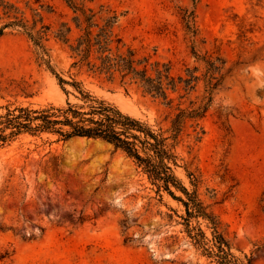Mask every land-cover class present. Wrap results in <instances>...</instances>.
Returning <instances> with one entry per match:
<instances>
[{
    "label": "rangeland",
    "instance_id": "1",
    "mask_svg": "<svg viewBox=\"0 0 264 264\" xmlns=\"http://www.w3.org/2000/svg\"><path fill=\"white\" fill-rule=\"evenodd\" d=\"M11 1L32 21L25 0ZM42 2L51 6L43 12L51 26L44 58L54 72L25 34L7 30L0 37V115L6 107L80 103L71 86H65L69 95L63 91L57 74L163 130L178 107L206 103L202 83L182 90L183 99L172 94L168 106L140 83L73 67L75 55L56 35L63 23L74 28L76 15L65 0ZM75 2L92 9L100 25L115 13L114 31L123 43L141 58L170 63L175 77L196 67L203 74L193 50L201 56L219 51L233 69L200 121L201 141L188 122L177 175L189 188L186 171L197 179L200 198L236 257L264 264V0ZM77 36L74 28L72 39ZM183 215L180 203L164 193L161 198L133 161L106 142L25 134L0 148V264H216L190 244Z\"/></svg>",
    "mask_w": 264,
    "mask_h": 264
},
{
    "label": "trees",
    "instance_id": "2",
    "mask_svg": "<svg viewBox=\"0 0 264 264\" xmlns=\"http://www.w3.org/2000/svg\"><path fill=\"white\" fill-rule=\"evenodd\" d=\"M65 2L76 15L73 22L78 36L72 39L74 28L68 23L61 25L56 36L57 40L69 45L75 55L77 61L73 67H86L88 72L106 75L109 79L120 75L122 80L140 83L146 93L162 99L168 106L174 102L172 94H180L179 98L183 99L182 90L192 92L202 83L206 103L197 108L178 107L170 127L163 130L124 113L87 90L82 81H66L57 74L63 91L69 95L65 86H71L80 103L67 102L64 107L39 110L6 107L5 113L0 115V148L11 145L25 134L37 137L53 134L60 141L77 137L106 142L133 161L161 198L164 193L184 207V215L181 216L184 232L197 251L216 264H251L250 259L243 263L233 253L221 230V222L201 200L194 175L186 171L190 188L177 175V169L182 167L177 149L184 141L188 122H192L196 141H201L204 131L200 121L215 95L224 88L226 78L233 69L227 67V61L219 51L201 56L193 50L195 58L204 65L203 74L197 75L199 68L196 67L187 69L186 77H175L170 63L153 62L150 57L141 58L137 51L123 43L114 31L118 22L115 13L103 19L104 24L100 25L92 9L78 5L75 0ZM25 8L31 12L32 21L17 3L0 0V37L7 30L22 32L41 49L44 64L54 72L50 61L44 58L47 56L45 42L51 35V26L45 23L43 12H51V6H45L42 0H25ZM190 18H186L187 28L195 36Z\"/></svg>",
    "mask_w": 264,
    "mask_h": 264
}]
</instances>
